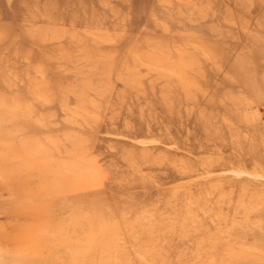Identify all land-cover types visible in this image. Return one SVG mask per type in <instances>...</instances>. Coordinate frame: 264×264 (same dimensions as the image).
<instances>
[{
  "label": "rangeland",
  "instance_id": "374dc122",
  "mask_svg": "<svg viewBox=\"0 0 264 264\" xmlns=\"http://www.w3.org/2000/svg\"><path fill=\"white\" fill-rule=\"evenodd\" d=\"M0 264H264V0H0Z\"/></svg>",
  "mask_w": 264,
  "mask_h": 264
}]
</instances>
